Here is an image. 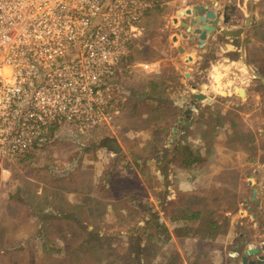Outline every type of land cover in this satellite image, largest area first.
<instances>
[{
	"label": "rangeland",
	"instance_id": "obj_1",
	"mask_svg": "<svg viewBox=\"0 0 264 264\" xmlns=\"http://www.w3.org/2000/svg\"><path fill=\"white\" fill-rule=\"evenodd\" d=\"M233 1L240 3L235 25L245 27L250 16L245 56L251 68L264 76V0ZM158 2L143 20L144 32L132 43V61L150 64L158 57L159 63H168L166 80L173 82L169 90L175 91L179 88L180 70L174 62L189 61V56L186 50L181 53L178 50L181 39L174 40L180 23L171 20V4ZM231 25H220L218 38L221 40L211 43L210 52L201 53L199 61L203 68L195 71L194 79L188 80L192 83L196 76L205 81L215 79L219 85L218 91H213L215 108L219 110L225 104L250 109L251 100L240 102L245 95L241 96L237 88L242 87L261 96L264 111V83L245 65L241 37L222 32ZM154 66H137L131 75L123 76L122 88L117 90L122 111L111 127L83 134L72 131L69 126H60L48 144L31 157L8 162L5 164L8 171L0 170V264H155L157 255L156 264H183L177 250L183 246L180 242L171 245L169 228L163 224V216L180 214L169 213L165 202L160 200L156 206L151 205L147 195L144 197L147 190L138 176L141 167L136 169L127 163L129 157L137 161L139 157L164 155L160 149L170 140V130L164 127L163 121L169 124L174 117V99L164 94L165 86L154 90L156 78L150 73ZM219 69L221 75L217 78ZM160 94L163 98L158 97ZM154 124L161 129L153 130ZM62 129L66 133L60 132ZM112 136L117 137L122 147L117 154V158H122L121 172L115 167L111 173H116L113 187L106 189L103 183L88 189L78 187L84 177L93 175L98 179L103 166L107 171L112 168L113 159L98 156L99 152L107 151L105 139ZM84 159L88 161L83 162ZM82 168H85L84 174L80 171ZM143 170L146 173L147 167ZM152 182L163 190L162 181ZM82 189L91 195L90 206L85 208L70 199V193L79 190L77 194H82ZM136 192L138 195H133ZM104 198H107L106 206ZM192 199L189 204L195 206L197 200ZM221 219L222 226L227 227L230 221L226 217ZM173 221L176 224L178 220ZM174 228L179 235V227ZM167 253L171 255L165 261Z\"/></svg>",
	"mask_w": 264,
	"mask_h": 264
},
{
	"label": "crops",
	"instance_id": "obj_2",
	"mask_svg": "<svg viewBox=\"0 0 264 264\" xmlns=\"http://www.w3.org/2000/svg\"><path fill=\"white\" fill-rule=\"evenodd\" d=\"M161 1L171 4V20L180 9L195 8L199 5L213 8V4L217 2L220 8H223L230 2V0L226 2L223 0H160L158 3ZM220 8L216 9L218 14L222 11ZM193 17L192 15L180 19L190 22V18ZM220 21L222 22V19ZM198 26L199 24L193 25V29ZM179 30L180 45L185 48L188 56L193 57V60L174 62L176 69L179 67L180 70L179 88L175 91L169 90L173 82L166 80L168 63H159L158 57L153 61L152 64L155 66L150 72L156 78L157 87H153L154 90L165 86L167 92L164 94L173 96L174 99V117L169 124L165 119L163 121L164 127L170 130V140L161 148L164 155L139 157L137 161L129 157L130 162L127 163L136 169L141 167L138 176L147 190L144 197L147 195L148 201H152L151 205L156 206L160 200L165 202L169 213L180 214L169 218L163 216V224L169 228L171 245L180 242L183 246V248H177L183 264H243L242 256L245 250L261 247L264 244V111L261 108V96L256 93L251 94L249 88H244L245 98H241L240 102L251 100L250 109L243 110L232 104H225L220 108L221 110L215 108L216 94L213 91H218V82L215 79L205 81L204 78L196 76L195 81L191 83L188 78L194 79L195 71L203 68L199 57L202 52L211 51V43L218 39L220 31L208 33L205 44L200 46L198 34L190 32L188 35H194L193 38H186L182 35L186 29L179 26L176 33ZM179 46L177 47L181 53ZM220 75L219 69L216 77L219 78ZM200 93H204L211 100H198L199 107L194 108L191 118H186L184 113L191 106L189 101L194 99L195 94ZM161 94L158 97L163 98ZM155 95L159 93L155 91ZM233 95L234 93L231 97ZM176 96L179 97L175 100ZM158 97L152 96V98ZM228 98L230 100V97ZM156 110L157 106L153 109L155 115ZM154 129H161V126L154 124ZM60 132L66 133L65 129ZM187 144L199 157L198 161L188 166L182 163L184 157L179 151ZM106 150L105 153L99 152L98 156L113 159V165L110 166L112 168L107 171L103 166L102 174L98 179L89 175L81 180L82 185L78 187L88 189L96 183H103L106 189L113 187L116 173L111 174L112 169L116 167L117 171L119 170V162L122 158H117V154L107 147ZM177 155H179L178 158ZM114 160H117L116 163ZM87 161L84 159L83 162ZM145 166L146 173L143 170ZM161 169H164L162 175ZM80 171L84 174L85 168ZM126 177L124 176V180H127ZM152 180L162 181L163 190L155 186ZM255 188L257 194L255 200H252ZM82 190H84L82 194H77L79 190L70 193V199L74 202L73 204L85 208L90 206L91 195L86 192L87 190ZM134 194L138 195L137 192ZM165 198L168 201H165ZM192 198L197 200L195 206L189 204ZM103 202L106 206L107 198H104ZM154 216L156 217L155 213ZM223 217L230 221L227 227L222 226L221 218ZM173 220L178 221L175 224ZM174 227H179V235H176ZM170 255L166 254L165 261L170 259ZM257 258L258 255L249 256V260ZM158 260L157 255L154 263L156 264Z\"/></svg>",
	"mask_w": 264,
	"mask_h": 264
},
{
	"label": "built area",
	"instance_id": "obj_3",
	"mask_svg": "<svg viewBox=\"0 0 264 264\" xmlns=\"http://www.w3.org/2000/svg\"><path fill=\"white\" fill-rule=\"evenodd\" d=\"M156 2L0 0L1 171L60 126L83 134L112 126L123 76L152 66L130 56Z\"/></svg>",
	"mask_w": 264,
	"mask_h": 264
},
{
	"label": "water",
	"instance_id": "obj_4",
	"mask_svg": "<svg viewBox=\"0 0 264 264\" xmlns=\"http://www.w3.org/2000/svg\"><path fill=\"white\" fill-rule=\"evenodd\" d=\"M208 6H196L195 8H186V9H180L175 17L173 18L174 23H180V26L184 27L186 29V32L182 33L184 37H187L188 33L190 32H195L196 34L199 35V42L200 45L203 46L207 34L210 32L215 31L217 28L216 25L219 23V17L217 16V13L213 10H208L205 12ZM194 16L193 18H190V22L186 20L180 19L181 17H191ZM227 22V21H226ZM199 24L198 27L193 29V25ZM223 33L233 36V37H243L242 41V58L249 69V71L256 77H258L263 83H264V76L258 72H255L252 68L250 63L248 62L246 56H245V37L244 34L245 32L243 29H231V28H224ZM177 34H181L180 30L177 32ZM178 36L174 37V40H177ZM179 49L181 52L185 51V48L180 45ZM188 60H193L192 56L188 57ZM242 91V90H241ZM239 90V94L243 96L242 92ZM198 100H211L208 96H206L204 93L200 94H195L194 99L189 101L191 103V106L185 111V117L186 118H191V114L194 110V108H198ZM183 121V117L181 118ZM105 145L111 149L115 154H119L122 150V147L116 137H107L105 139ZM257 194V189L255 188L253 191V197L252 200H255ZM252 255H258V258L256 260H249V256ZM242 263L243 264H264V244L261 247H253V248H248L245 250L244 255L242 256Z\"/></svg>",
	"mask_w": 264,
	"mask_h": 264
},
{
	"label": "flooded vegetation",
	"instance_id": "obj_5",
	"mask_svg": "<svg viewBox=\"0 0 264 264\" xmlns=\"http://www.w3.org/2000/svg\"><path fill=\"white\" fill-rule=\"evenodd\" d=\"M239 2H237V1H233V0H230V2L227 4V5H224L223 6V8H222V11H221V13L220 14H218V12L216 11V9L218 8H220V6H219V3L217 2V3H214L213 4V8H211L210 6L207 8V10L205 11V12H207L208 10H213V11H215L216 13H217V16L219 17V23L216 25V29H215V31H220V29H221V23L223 22L224 24H228V23H230V24H232L231 26H233L234 27V29H239V28H241V29H243V31L245 32V34H244V37H245V42H246V37H247V35H248V33H247V28H248V24H249V21H250V16L249 17H247L246 18V20H247V22H246V25H245V27H242V26H240V25H235V23L236 22H234L235 20H237L236 18H234V17H237V16H239V13H238V11H239ZM222 19V22L220 21L221 19ZM227 21V22H226ZM234 22V23H233ZM222 32H223V30H222ZM241 37V42L243 41V37L242 36H240ZM186 38H193V36H191V35H187V37ZM195 39V38H194ZM198 39H199V37H198ZM197 39V40H198ZM219 40H221L220 38H218ZM199 41V40H198ZM206 41V40H205ZM204 44H205V42H204ZM203 44V45H204ZM199 45H200V42H199ZM201 46V45H200ZM241 50H242V45H241Z\"/></svg>",
	"mask_w": 264,
	"mask_h": 264
},
{
	"label": "trees",
	"instance_id": "obj_6",
	"mask_svg": "<svg viewBox=\"0 0 264 264\" xmlns=\"http://www.w3.org/2000/svg\"><path fill=\"white\" fill-rule=\"evenodd\" d=\"M131 60L133 59V56H130ZM178 146V145H177ZM163 151L162 149H160V152ZM179 151H181V155H183L184 159L182 161V163L186 166L192 164L193 162H196L199 160V157L197 156V154L195 153V151L193 150V148L190 145H186L185 147H181V149H179ZM165 153V151H164ZM180 154V152H179ZM33 155L32 153H29L28 156H26V159L30 156ZM25 161V160H22Z\"/></svg>",
	"mask_w": 264,
	"mask_h": 264
},
{
	"label": "bare ground",
	"instance_id": "obj_7",
	"mask_svg": "<svg viewBox=\"0 0 264 264\" xmlns=\"http://www.w3.org/2000/svg\"><path fill=\"white\" fill-rule=\"evenodd\" d=\"M228 85H229V84H228ZM224 88H225V87H224ZM226 88H227V87H226ZM237 89H238V91H239V90H240V91L242 90V91H241V92H242V94H243V95H245V90H244V88H242V87H239V88H237ZM224 92H225V91H224Z\"/></svg>",
	"mask_w": 264,
	"mask_h": 264
}]
</instances>
